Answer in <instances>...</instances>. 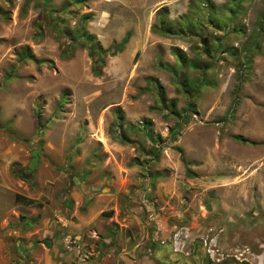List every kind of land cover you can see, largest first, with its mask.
<instances>
[{"label":"rangeland","instance_id":"rangeland-1","mask_svg":"<svg viewBox=\"0 0 264 264\" xmlns=\"http://www.w3.org/2000/svg\"><path fill=\"white\" fill-rule=\"evenodd\" d=\"M108 234L264 264V0H0V264L95 263Z\"/></svg>","mask_w":264,"mask_h":264},{"label":"crops","instance_id":"crops-1","mask_svg":"<svg viewBox=\"0 0 264 264\" xmlns=\"http://www.w3.org/2000/svg\"><path fill=\"white\" fill-rule=\"evenodd\" d=\"M94 202V200L87 202L84 205L83 210L81 211L79 210L80 202L78 203L76 201L72 204V207L70 205V207H67V209H70L71 216H73V218H58L60 223L58 229H60L61 226L62 228L60 229V235L55 240V244L53 247L56 251L59 249L58 251L61 252L62 257H64L66 253H72L74 258H76V261L84 260L85 255L83 254L88 249L85 244L87 243L91 246V240L88 238V232L91 230L95 231V228L91 226V222L97 219L96 214L97 212L99 213L101 211L100 209L96 210V204L94 205ZM65 233L76 234L81 237V251L79 253H77L75 250L72 252L64 250L61 243V238ZM111 233L116 234L117 232H114L112 229ZM112 234H108L110 237L108 236L104 239L107 243V246L101 245V241H97L93 244H97L95 246L98 247V253L100 254V256H102L100 260H96L95 263L88 262L86 264H190V262L187 261V257L185 258L183 257V255L175 253L176 249L170 250L165 247V249H162L160 248V246H156L154 248V244H152L150 238H148L149 241H139L135 242L132 245H128V247L124 245L125 247L123 248H121V246L120 248H117V243H120L121 241H118L116 239V236L114 237V239H111ZM151 234L152 233L150 231L149 235ZM82 237L84 239V242H82ZM64 258H66V256Z\"/></svg>","mask_w":264,"mask_h":264},{"label":"trees","instance_id":"trees-1","mask_svg":"<svg viewBox=\"0 0 264 264\" xmlns=\"http://www.w3.org/2000/svg\"><path fill=\"white\" fill-rule=\"evenodd\" d=\"M128 36H129V33L126 32V33L124 34V36L120 39L119 42L110 44L106 49H102L101 46H100L96 41L94 42V41L91 39V37H86V40H87L88 42H91V47H90V52H91V54H92L93 52H98V53H104V52H107V54H108L109 56H112V55L116 54L117 52H119V51L122 49L123 45L126 43V41H127V39H128ZM178 57H179V56H178ZM189 62H190L189 65H191V66H192L193 64H195V63H194V62H195L194 60H191V61H189ZM237 139L243 141V139H242L241 137H237ZM24 200H25V202H27V203H31V200H30V199H24Z\"/></svg>","mask_w":264,"mask_h":264},{"label":"built area","instance_id":"built-area-1","mask_svg":"<svg viewBox=\"0 0 264 264\" xmlns=\"http://www.w3.org/2000/svg\"><path fill=\"white\" fill-rule=\"evenodd\" d=\"M80 236L71 233L63 234L61 238V243L65 251L72 252L76 251L77 253L81 250V240Z\"/></svg>","mask_w":264,"mask_h":264},{"label":"water","instance_id":"water-1","mask_svg":"<svg viewBox=\"0 0 264 264\" xmlns=\"http://www.w3.org/2000/svg\"><path fill=\"white\" fill-rule=\"evenodd\" d=\"M34 153H36V150L35 149H32L31 151H30V154L31 155H34ZM36 157H32V159H35ZM35 163H36V161H30V163H28V165H27V168H30L32 165H35Z\"/></svg>","mask_w":264,"mask_h":264},{"label":"flooded vegetation","instance_id":"flooded-vegetation-1","mask_svg":"<svg viewBox=\"0 0 264 264\" xmlns=\"http://www.w3.org/2000/svg\"><path fill=\"white\" fill-rule=\"evenodd\" d=\"M33 157H35V156H33Z\"/></svg>","mask_w":264,"mask_h":264}]
</instances>
